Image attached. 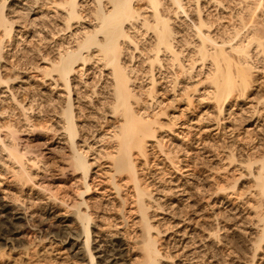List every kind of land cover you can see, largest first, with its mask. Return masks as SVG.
I'll return each mask as SVG.
<instances>
[{
    "label": "rangeland",
    "instance_id": "rangeland-1",
    "mask_svg": "<svg viewBox=\"0 0 264 264\" xmlns=\"http://www.w3.org/2000/svg\"><path fill=\"white\" fill-rule=\"evenodd\" d=\"M208 1L203 0L202 6L205 7L203 13L209 21V26L213 24L210 29L211 33L213 32L212 35L215 33L218 37L222 33L224 35V37L221 35L222 38L228 39V35L231 34L230 28L235 23L232 19L236 17L234 16L236 13H232L237 11L240 1L236 3L235 0H220L226 6L224 10L216 9L214 4H208ZM5 3L9 5L11 1ZM189 3V17L185 18L186 20L184 17L173 19L172 25L177 33L180 32L178 37L180 36L187 43H191L188 44L189 48L183 47L185 51L183 50L182 60L184 64L186 63L185 66L187 65L186 70L191 67L192 60H197L191 51L196 41L190 20H188L194 19L192 11L194 14L195 8L194 2ZM50 7L51 5L44 6L42 11L37 9V13L42 12V17L40 14H36L32 18L27 15L20 16V27L14 28L16 31L14 38L4 41L6 48L1 55L3 59L0 60V72L5 78L10 76L13 79L7 86L12 89L19 103L26 108L33 107V110L29 111V116L32 124L35 123V126H39H36L34 130L31 129L19 105L11 100L10 93L7 92L8 87L0 86L1 131L6 132V126L12 123L13 127L18 130V140L21 141H18L20 150L32 151L29 156L32 160L41 152L44 155L43 160L41 159L37 165L38 167L31 170L35 177L33 182L27 186H20L4 166L8 160L1 153L2 145H0V208L6 206V211L11 215V218L14 216L24 217L25 222L22 223L27 224L28 222L29 225L35 218H41L40 221L51 225L57 224L59 219L60 221L69 219L70 222L60 224L55 228L58 235L62 236L63 234L64 236L65 232L77 233L79 230L77 222L70 217L74 209L65 205L66 209L63 202L68 205L75 204L79 200L78 194L84 190L85 186L76 176L66 179V181L61 177L60 168L63 161L58 156L60 154L58 149L63 143L60 138L54 137L53 131L47 132L40 126L45 121L48 125L50 124L48 127L52 129L55 127V105L51 99H56L59 95L63 96L60 92L61 86L56 88L53 85V79L44 78L42 72L47 66H50L47 58L54 57L55 44L68 45L71 39L68 37L69 34L59 36L57 39L55 36L51 38V33L44 31L45 26L51 30L54 26L59 25V14L55 8ZM38 17L40 20L30 22L31 19ZM23 23L31 24L30 28L22 26ZM181 23L183 25H180ZM223 31L230 32L227 34ZM138 35L135 39H140L141 49L145 46L148 47V38L141 34ZM219 38L221 37L219 36ZM252 56L253 61L250 59V63L254 68L252 69L253 75H251V81L253 80L251 88L245 97L240 98L239 95H235L233 99L231 98L224 105L222 115H219L214 101L208 99L209 88L205 81L208 63L202 68V65L201 67L199 65L201 63L198 62L199 64L197 63L195 68L191 69L192 72H188V70L185 71L187 73H184L178 67L177 69L172 67V62L164 57L163 63L167 68L159 73L158 69L156 71L158 74L156 79L159 82L157 86L160 92H157L158 95L156 94L157 99L152 101L147 99L144 94L149 88L150 79H146L147 76L144 74L142 76L141 74L132 75L135 92L138 97H141L140 104L142 105H139V108L142 111L144 108V114L146 112L147 116L155 117L159 121L156 126L158 132L155 138L150 139L146 145L147 158L139 159L137 171L141 183L148 185L152 193V201L149 199L147 201L152 206L149 210L150 222L162 232L158 236V241H160L158 246L160 245L159 249L163 256V258H159L160 264H264V222L261 223L259 220L260 212L264 210V206L257 208L260 205V199L256 197L257 189L252 186L254 178L249 175L246 164L248 157L253 155L255 157L264 150V106L261 103L264 97V71L261 60L257 59L260 57L256 54ZM137 65V69L145 70L146 68L141 62ZM88 68L90 70L86 72L87 75L85 74L86 77H82V80L80 79L81 74L75 75L73 86H79L76 89L78 90L77 96L80 95L81 98L79 110L80 114L84 115L81 117V125L85 132H83L85 139L89 137L86 139L89 141L86 142V150L88 149L87 151L90 152H88V160L92 163L87 179L92 190L85 193L84 199L91 209L94 208L98 213V216L94 215L98 223L90 225L93 235L100 234L99 236L102 238L98 239V242H94L91 247H95L97 244L100 247L97 249L100 254L97 255L96 261V264H99V256H104L101 251L106 252V239L109 240L115 236L122 238L121 242L125 244L124 248H126L125 264H134L133 260L140 252L134 249L133 244L136 236V232L133 230L137 228L135 224L138 221L137 215L132 211L134 210L132 203L134 197L131 195L133 186L127 181L126 183L125 180L117 179L119 185L124 188L122 197L129 202L126 206L128 213L125 212L127 221L124 222L121 218L118 219L122 215L118 212V206L122 202L120 203V197L111 182V161L102 156L104 155L102 153L104 152L103 146L107 143L105 141L107 139L104 140V135L111 131V118L108 116H106V120L102 118L104 115L96 111L98 106L95 96L92 101L89 98L92 87L87 88L88 90L83 87L86 81L92 86L95 80H98V74L95 72L101 66L95 64ZM176 73H179V77L173 90ZM103 75H106V71ZM137 88L141 96H139ZM144 88L145 90H143ZM143 91L144 93H142ZM108 121H110V125L102 124ZM91 128L92 130H90ZM87 131L88 133H86ZM7 139L9 137H6ZM91 146L92 149H90ZM232 154H234L233 162L232 158L230 159ZM44 164L48 165L46 170ZM29 165L30 163H28ZM258 166V164H254L252 170ZM52 174L55 180L48 187L47 183H43V178ZM43 187L49 189L53 187L52 193L44 191ZM106 209L111 211L108 213L109 215H113L112 218L109 217V223L106 221ZM113 211L115 214H112ZM7 212L0 215V238L3 231L9 227L4 222L6 216L9 215ZM54 215L56 217H53ZM15 223L17 226L22 225L21 222L16 221ZM106 223L107 225L112 224L111 227H107ZM33 229V233L26 235L20 242H25L27 239L26 243L35 241L33 243L38 244L42 250L52 249L55 256L60 258L59 261H64L65 264L85 262L83 258H72L66 244H60L52 238L46 241L38 239L42 235L37 229ZM260 237L262 243L259 245L257 241ZM2 242L4 241H0V249H2V251L0 250L2 254V256L0 254V264H7L9 260L11 263L15 259L20 261L24 257L21 253V243L18 244L19 241L15 242V247ZM3 251L4 253H2Z\"/></svg>",
    "mask_w": 264,
    "mask_h": 264
},
{
    "label": "bare ground",
    "instance_id": "bare-ground-1",
    "mask_svg": "<svg viewBox=\"0 0 264 264\" xmlns=\"http://www.w3.org/2000/svg\"><path fill=\"white\" fill-rule=\"evenodd\" d=\"M8 1L9 0H0V31L2 32L0 36V60L3 59L1 55L6 48L4 41H10L16 32L14 28L20 27V16L27 15L32 18L36 16V14H40V17H42V12L37 13L36 11L37 9H41L42 11L44 6L48 7L51 5L59 14V25L56 27L54 26L51 30L45 26L43 28L44 31H49V33H51V38L55 36L57 39L64 34H69L68 37L71 38L68 45L60 43L55 44V52H53L55 53L54 57L51 59L47 58L50 66H47L42 72L44 78L49 77L53 79V85H55L56 88L61 86L62 90L59 89L61 90V95L64 97L59 95V98L51 99L52 103L54 102L55 105V127L53 129L48 127L50 124L48 125L45 121L44 124L41 123L40 126L47 132L53 131L54 137L57 136L63 143L58 149L60 150V154L58 155V153H56L59 158L61 157L60 160L63 161L60 168L61 177L66 181V179L76 176L80 178L85 186L84 190H81L78 194L79 200H77L75 204L68 205L63 202L64 206L66 205L69 208L71 207L70 209H74L70 217L73 221L75 220L77 222L76 225L79 230L77 233L65 232L63 236V232H60L62 234L61 236L56 232L55 228L60 224L70 222L69 219L61 221L59 219V223L57 222V224L51 225L44 221H40L39 219L41 218H35V220L32 218L33 222L30 226L28 222L27 224L22 223L23 221L25 222L24 217L14 216L11 218V215L6 211L7 207L2 206L0 208V215L4 214V212L9 214H7L9 217L6 216L7 218H5L6 220L4 221L9 227L3 231L0 241H4L2 243L6 245L10 244L12 247H15V242L19 241L18 244L21 243V253L24 256L20 261L13 259L14 261L9 263V260L8 263L65 264L64 261H59L60 258L58 259L55 256V252L51 251L52 249L42 250L39 248L38 244L33 243L35 241L26 243L27 239H25V242H20L26 235L32 234V230L35 228L39 234L42 235L38 239L46 241L52 238L60 244H66L72 258L85 259V262L83 261V263L80 262L77 264H96L97 255L100 254L97 249L100 247L98 244L95 245V247H91V245L102 238L99 236L100 234L93 235V230L90 228V225L91 223H98L97 218L94 217V215L98 213L94 208L91 209L88 202L84 199L85 193L92 190L89 183H87L92 163L88 160V154L90 152L87 151L88 149L86 150V142H89L88 140L86 141V139L89 137L85 139L83 134L84 130L81 125V117L84 115L80 114L81 112L79 110L81 98L80 95L79 97L77 96L78 90H76L79 86H73V78L76 74H81L80 79L82 80V77H84L85 74L87 75L86 72L90 70L88 67L98 64L101 66V68H98L97 72H95V74H98V80H95L93 84L91 83L92 86L86 81L83 87L86 89L92 87L90 91L91 96L89 97L91 100H89L92 101L93 96H95L94 98H96L98 106H96L97 110H95L104 115L102 118L105 120L107 119L106 116L111 118V123L110 121L102 123L111 124L110 133L104 135V140L107 139L105 140L107 143L103 146L105 153L102 152L104 154L102 156L105 158L107 157V159L111 161V182L114 190L120 197V203L122 202L121 205L118 206V212H120V215L122 214L118 219L121 218L124 222L125 220L127 221V215L125 216V214L128 213L126 206L129 204L127 199L125 200V198L122 197V190L124 188L121 187L117 181V179H120L119 181L125 180V182L127 181L133 186L131 195L134 197L132 202L134 210L132 211L133 213L135 212L138 220L135 224L137 228L133 230L136 232L133 244L134 249L140 252L136 256V259L133 260V263L160 264L159 258H163V256L159 249L160 245L158 246L160 242L158 241V236H160L162 232L150 222L149 210L152 206L148 204L150 202L147 203V201L148 199L152 201V193L148 185L141 183L142 181L137 171L139 159L147 156L146 145L148 141L155 138L158 132L156 126L159 124V121L155 117L147 116L146 112L144 114V108L143 111L139 108V105H142L140 104L141 97H138L135 92V83L132 81V75L137 76V74H141L142 76V74H144L147 76L146 79H150L149 88L145 93L144 91L142 93L146 95L147 99L152 101L157 99L156 94L158 95L157 92H160L157 86L159 82L156 79L158 75L156 71L158 69L159 73V71H165L167 68H165L163 63L164 57L172 62V67L176 69L178 67L184 73H187L185 71L188 70V72H192L198 62L201 63L198 64L200 67L202 65V68L208 63V67H206L207 73L205 74V81L209 88L208 99L214 101L215 106L219 110V115H222L224 112V105L229 102L231 98L233 99L235 95H239L240 98H243L251 88L253 83V80L251 81V75H253L252 69L254 68H252L250 63L253 57L252 55L256 54L260 57L257 59L261 60L262 65H260L264 71V0H235L236 3L240 2L238 3V8L236 7L237 11H233L232 13H236V15H234L236 17L232 19L235 25L232 24L233 27L231 26L230 28L231 34L228 35V39L222 38V36L224 37L222 33L219 35L221 38H219V36L217 37L215 33L212 35L213 32L211 33L210 29L213 27V24L209 26V21L204 16L203 12L205 7L202 6L203 0H10L11 3L6 5L5 2ZM191 1L194 2L195 15L192 11L194 19L188 20H190V26L192 31H194V38L196 41L191 51L193 56H196L197 60H192L191 67L186 70L187 65L185 66L186 63L184 64L182 57L185 49L189 48L188 44L191 43H187L186 40L184 41L180 36L178 37V33L180 32L177 33L172 25L173 19H179L181 17L187 19V17H189L188 12L190 8L188 5L192 4L189 3ZM208 2V4H214L216 9L219 8V10H224L226 7L224 6V2L222 3L220 0H209ZM40 17L33 18L30 22L38 21ZM30 25L31 24H24L22 26L26 28ZM180 25H183V23ZM228 32L223 31V33L227 34ZM138 34L148 38V47L145 46L146 48L144 47L141 49L142 46L139 45L140 39H135L139 36ZM227 34H225V36ZM139 62L142 63L143 67H146L145 70L137 69V63ZM104 71H106V75H103ZM178 74L179 73H176L174 75L175 86H173V90L178 81ZM12 80L10 76L9 78H5L0 72V86L8 87L7 85L11 83ZM136 90L138 91V88ZM143 90H145V88ZM7 92L10 93L11 100L19 105L31 129L34 130L36 126H39H35V123L32 124L31 117L29 116L33 107L30 106L26 108L19 103L11 88L8 87ZM139 96H141V94H139ZM85 98L88 100L86 95ZM261 103L264 106V97ZM95 123L97 124V122ZM11 125L12 123L6 126L7 128L5 129L7 131H4L5 133L1 131L0 127L1 153H3L8 160L4 166L10 171L9 173L12 175L15 182H18L20 186H27V184L33 182L35 178L31 171L32 168L35 169L38 167L37 165L41 162L44 154L42 155L41 152L35 159H30L29 156L32 151L20 150V144L18 143L21 141L18 140V130ZM32 130L31 132L33 133ZM90 130H92V128ZM86 133H88V131ZM46 135L49 134L46 133ZM6 137H9V139H7L9 141L6 140ZM90 149H92V146ZM253 157L254 155L248 157L246 164L249 175L254 178L252 186L257 189V193L255 192L257 196H255L260 199V205L257 208H262V206H264V150L261 151L259 155ZM231 158L233 162L234 154H232L230 159ZM2 162L4 163V161ZM28 163H30L29 166ZM254 164H258L259 166L252 170ZM44 168L46 170L48 165L44 164ZM54 180L53 174L46 175L43 178V183H47L48 187H50L49 185H51ZM48 187H43L44 191H50V193H52L51 189L53 187L50 189ZM109 212L111 211L106 209L107 223L110 221L109 217L113 216L109 215ZM260 213L261 218L259 220L262 223L264 222V210ZM112 214H115V212ZM53 217L56 216L54 215ZM16 221L21 222L22 225L17 226V223H15ZM107 223L106 226L111 227L110 225L112 224L107 225ZM68 240L69 242H67ZM83 240L85 241L83 242ZM121 240L122 238L120 239L116 236L109 240L106 239V252L101 251V253H104V256H99V264L126 263V248H124L125 244H123ZM261 241L262 238L260 237L257 241L259 245L262 243ZM99 242L101 243L102 241ZM0 250L2 251V249ZM2 253H4V251Z\"/></svg>",
    "mask_w": 264,
    "mask_h": 264
}]
</instances>
